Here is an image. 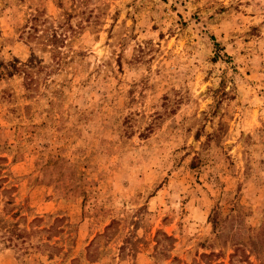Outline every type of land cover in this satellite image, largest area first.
Masks as SVG:
<instances>
[{
  "label": "rangeland",
  "instance_id": "374dc122",
  "mask_svg": "<svg viewBox=\"0 0 264 264\" xmlns=\"http://www.w3.org/2000/svg\"><path fill=\"white\" fill-rule=\"evenodd\" d=\"M0 264H264V0H0Z\"/></svg>",
  "mask_w": 264,
  "mask_h": 264
},
{
  "label": "trees",
  "instance_id": "16d2710c",
  "mask_svg": "<svg viewBox=\"0 0 264 264\" xmlns=\"http://www.w3.org/2000/svg\"><path fill=\"white\" fill-rule=\"evenodd\" d=\"M9 232L11 233V231H9ZM13 232H15V230H14V231H12V233H13ZM14 234H15V233H14ZM17 235H18V236H20V232H19Z\"/></svg>",
  "mask_w": 264,
  "mask_h": 264
}]
</instances>
